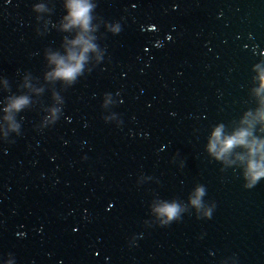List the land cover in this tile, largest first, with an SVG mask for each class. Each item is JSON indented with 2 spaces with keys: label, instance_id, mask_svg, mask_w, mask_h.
<instances>
[{
  "label": "water",
  "instance_id": "water-1",
  "mask_svg": "<svg viewBox=\"0 0 264 264\" xmlns=\"http://www.w3.org/2000/svg\"><path fill=\"white\" fill-rule=\"evenodd\" d=\"M79 2L0 0V264H264V0Z\"/></svg>",
  "mask_w": 264,
  "mask_h": 264
},
{
  "label": "clouds",
  "instance_id": "clouds-1",
  "mask_svg": "<svg viewBox=\"0 0 264 264\" xmlns=\"http://www.w3.org/2000/svg\"><path fill=\"white\" fill-rule=\"evenodd\" d=\"M72 8H73L72 16L74 18L73 23L81 22L84 23L86 26V21H87L86 13L88 11V6L80 3L79 0H74V3L72 4ZM71 59L76 60V63L74 65H63V61L59 62L62 66L59 68L56 75L67 79H71L72 77H74L75 73L80 69L81 65L79 61L83 59V57L77 58L75 56H72ZM23 103H25V101L20 100L14 105V107L18 108ZM245 135L246 133L241 132L238 134L237 137L228 139L224 143V150L232 147L233 144L243 143L244 142L243 137ZM216 136L217 137L219 136V130L217 131ZM166 211L168 212L169 215H173L175 209L168 208Z\"/></svg>",
  "mask_w": 264,
  "mask_h": 264
}]
</instances>
